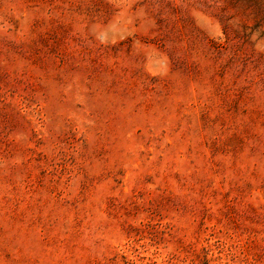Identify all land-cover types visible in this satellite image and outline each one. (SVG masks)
I'll list each match as a JSON object with an SVG mask.
<instances>
[{
    "label": "rangeland",
    "instance_id": "rangeland-1",
    "mask_svg": "<svg viewBox=\"0 0 264 264\" xmlns=\"http://www.w3.org/2000/svg\"><path fill=\"white\" fill-rule=\"evenodd\" d=\"M0 264H264V0H0Z\"/></svg>",
    "mask_w": 264,
    "mask_h": 264
}]
</instances>
